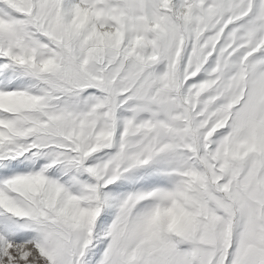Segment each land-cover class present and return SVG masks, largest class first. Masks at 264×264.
Wrapping results in <instances>:
<instances>
[{
	"label": "snow or ice",
	"instance_id": "1",
	"mask_svg": "<svg viewBox=\"0 0 264 264\" xmlns=\"http://www.w3.org/2000/svg\"><path fill=\"white\" fill-rule=\"evenodd\" d=\"M0 264H264V0H0Z\"/></svg>",
	"mask_w": 264,
	"mask_h": 264
}]
</instances>
